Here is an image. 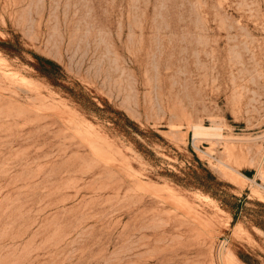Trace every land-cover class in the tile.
<instances>
[{
	"label": "rangeland",
	"instance_id": "1",
	"mask_svg": "<svg viewBox=\"0 0 264 264\" xmlns=\"http://www.w3.org/2000/svg\"><path fill=\"white\" fill-rule=\"evenodd\" d=\"M196 160L264 205V0H0V264H264Z\"/></svg>",
	"mask_w": 264,
	"mask_h": 264
},
{
	"label": "trees",
	"instance_id": "2",
	"mask_svg": "<svg viewBox=\"0 0 264 264\" xmlns=\"http://www.w3.org/2000/svg\"><path fill=\"white\" fill-rule=\"evenodd\" d=\"M34 58L37 62L35 69L45 77L51 79L53 83H58L57 76L59 75L60 66L51 60L39 56H34ZM69 91L70 93H74L72 90ZM77 94L78 96L75 97L77 100L82 101L86 99L81 91L77 92ZM90 104L95 111L108 113V118L110 119L111 123L121 128L125 133H129L127 131L130 129H136L135 124L122 112L112 110L107 104H103L101 108L97 107L93 102H90ZM196 161L198 163L197 168L189 167L188 173L185 174V176L188 177L186 178V181H188L187 183L193 184L194 186L200 188L203 192L219 200L221 204L231 213L233 219H235L237 217L238 210L241 208L239 210L241 212L244 208V205H242V200L233 196L229 200L220 195L219 192L221 190L219 187H221L223 184L218 182L209 170L201 167L198 160ZM255 206H257L259 209L250 210V214H248L247 210H243L242 212H244V215H248L247 218L251 223L264 232V205L255 203ZM238 257L247 264H260L258 260L252 259L249 256L239 255Z\"/></svg>",
	"mask_w": 264,
	"mask_h": 264
},
{
	"label": "bare ground",
	"instance_id": "3",
	"mask_svg": "<svg viewBox=\"0 0 264 264\" xmlns=\"http://www.w3.org/2000/svg\"><path fill=\"white\" fill-rule=\"evenodd\" d=\"M195 128H196V129H200V130H202V129H205V130H206V128H205V127H202V126H199V127L196 126ZM194 130H195V129H194ZM194 132H195V131H194ZM198 135H199V134H196L197 137H198ZM196 136H194V137H196Z\"/></svg>",
	"mask_w": 264,
	"mask_h": 264
}]
</instances>
